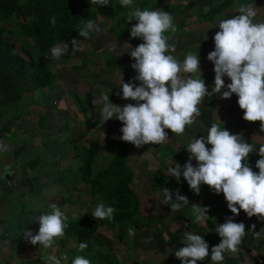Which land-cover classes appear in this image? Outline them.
Instances as JSON below:
<instances>
[{"label": "rangeland", "instance_id": "obj_1", "mask_svg": "<svg viewBox=\"0 0 264 264\" xmlns=\"http://www.w3.org/2000/svg\"><path fill=\"white\" fill-rule=\"evenodd\" d=\"M114 1L110 0L109 4ZM152 1L155 3L158 0ZM187 1L163 0L164 5H162L161 9L170 12L174 16L177 12L179 14L182 12L180 10L181 6ZM218 1L222 0H195L191 8L183 11L181 16H176L174 24L178 20H182L184 25L179 31L180 33L176 32L175 35L170 37L168 42L175 45L178 40L184 45L192 44V46H195L196 43L194 44L193 38H202L210 31V28H207L210 23L208 20L195 21L196 13L202 9H207ZM247 1L237 0L235 7L237 5H246L248 4ZM234 3L235 0L232 6ZM230 9V6L227 7V10ZM15 19V15H1L0 26L4 27L6 33H10L13 38L12 41L17 45V50L24 54L21 49L23 40L19 41L16 36L18 27ZM192 21L194 22V24L192 23L193 26H189ZM115 23L117 22L115 21ZM103 25L104 23H99V27L103 31L77 43L83 48L82 51H74L72 44L68 43V53L62 56L59 61L51 59L50 52L41 53L35 50L34 45H31V40L27 41L24 38L26 41L25 49H27L28 54L33 59L32 67L41 69L45 73H53L55 84L52 88L38 89L32 95L11 106L0 107V126L7 118L19 113L25 114L12 125L9 137L0 140V143L7 146L6 151H0V182H5L2 176L8 171L12 174V178L9 181L15 180L16 176L19 178L17 169L29 159L37 158V165L42 164L43 166L45 163L48 166L40 171V179L34 183V188H40L39 191L37 190L38 192L34 190L27 191L26 186L23 188L15 187L16 191H11L13 193L0 189V199L2 200L0 202V232L3 231L6 225L9 227L11 225L18 226L19 228L21 227L20 225H23L24 228L32 230L35 234L39 229V223L33 219L38 216L25 215L20 220L19 213L38 208L39 206L42 207L43 212H50V205L52 203L55 204L54 201L62 197H68L69 199V202L60 205L61 210L65 211L68 218H77L92 211L96 206L95 202H90L91 197L85 184L78 187H62L63 180L57 177L56 173L50 168V162L54 157L60 155V166L70 163L73 165L72 169H75V166H78L79 163V154H82L76 144L87 143L91 138H98L101 143V149L92 163V169L96 172L107 166L112 155L117 150L118 144L125 142L119 139L122 135L120 132V128L123 126L122 122L113 118L101 125L99 118L101 105H94L93 100L98 99L102 93H108L111 102L115 104L135 103L122 98L121 84L119 83L122 78L127 83L137 74L131 67L135 61L130 56L129 43L116 38V35L109 31L107 26L104 28ZM185 49L182 52L186 56L191 48L189 50ZM177 51L176 47L175 53L171 54L179 59L183 55L178 54ZM46 55L48 56L46 57ZM89 56L91 59L82 67L72 68V66L80 65L81 60ZM134 83L138 84L139 81H134ZM31 102L35 103V107H40H37L40 113L35 110L32 111ZM73 108L75 110L78 109V111L75 113ZM59 111H61L60 115L57 114ZM28 112H30L29 115L26 114ZM62 122H66L68 130L60 129ZM188 127H186L185 133L179 136L170 134L169 129H166L169 137L168 143L166 141L164 144L171 145V151L173 148L175 155L172 154L173 151H165V148H162V150L156 144H147L141 148H136L130 142H125L130 149L128 163L131 165L134 174L131 186L134 188L140 202V211L145 213L153 212L157 224L148 230L134 231V235H130L127 232L123 236L119 230L106 228L102 220H100L101 225L95 234V238L106 240L123 264H181L179 259L177 261L174 259V252L179 249L178 247L166 246L162 252L158 250L167 238L165 233L160 231V228L167 229V231L171 230L172 232L179 229L201 232L204 226H209L208 224H212L215 229L221 223L215 222V218L221 219L222 214L220 210L213 207V203L216 202L221 206H227L223 193H221L223 200L220 197L215 198L216 193L207 185L202 184L199 194L190 192V200L201 203L202 206L208 208V220L206 222L197 221L192 213L187 214L185 209L182 208L180 212L183 214L184 220L175 221L176 215L170 210V205L160 203L163 199V191H156L153 187L152 176L159 164L170 165L175 161L183 166L187 162L189 153L186 150V145L191 141V138H187L189 135ZM72 138H75V147H72V143L68 141V139ZM20 145L24 146V148L14 158L13 150ZM180 159L184 160V164H182ZM192 162L195 165V159ZM66 171L69 172L68 170ZM33 174L36 173L32 172ZM50 183H54V185ZM21 191H24L22 195H20ZM7 210H10V213ZM229 212L230 215H233L230 210ZM7 214H9L7 216L9 218L4 220V216ZM238 217L248 219V224L243 222L246 231L252 232V224H255L259 230L264 227V221L257 219L256 216L248 218L243 210L240 211ZM187 220H192L197 225L195 227L192 225L186 226ZM31 226L34 228H29ZM23 231L20 233L14 232L12 237L7 238L12 240L13 244L0 252L1 258L8 256L10 262L7 264H46L44 258L50 254H55L57 257L69 254L67 264H71L73 257L81 252L79 245L74 240L70 239L72 241H69L67 238L57 239L54 245L48 249L40 247L39 244L32 245L23 238ZM263 235L264 232L261 234L262 241L243 237L242 243L239 245L240 250L237 253L226 252L222 264H248L249 256L255 257L258 264H264V254H262L264 244L259 247V243L264 242ZM61 241L65 246L60 247L62 245ZM244 246H250L251 250L248 251ZM258 247L259 250L254 251ZM255 253L259 260L256 258ZM231 257H233L235 263ZM239 257L244 259L242 260ZM1 258L0 264H6L4 260V262L1 261ZM204 261L212 264L210 256Z\"/></svg>", "mask_w": 264, "mask_h": 264}, {"label": "clouds", "instance_id": "obj_2", "mask_svg": "<svg viewBox=\"0 0 264 264\" xmlns=\"http://www.w3.org/2000/svg\"><path fill=\"white\" fill-rule=\"evenodd\" d=\"M109 2L90 0L91 5L98 6H107ZM133 3L134 0H120V5L125 8H132ZM257 15L256 6L246 4L238 8V14L219 20V31L213 36L214 50L207 55V59L214 64L215 73L214 86L210 92L201 75L199 55L188 52L181 62L171 54L175 53L176 46L168 42L170 36L165 33L176 31L173 15L162 9L141 10L135 7L129 11L126 22L133 19L137 21L131 26L130 37L141 38L143 42L135 48L129 44L130 56L135 61L131 67L137 74L129 82H124L122 78L119 83L122 98L135 103L115 104L108 93H102L93 100L94 105H101L100 124L115 118L123 125L119 137L122 141L130 142L136 148L147 144L160 146L168 140L166 129L179 136L185 133L187 126L195 123L200 115L199 105L206 96L218 94L222 99H229L236 94L237 103L244 110L243 119L260 121V130L264 132V22H254ZM50 23L55 26V16L50 18ZM81 25L76 30L83 38H89L90 33L103 31L93 20L81 21ZM71 44L74 51L83 50L75 38ZM68 49V43H57L50 49V58L59 61L68 53ZM184 73L200 75L185 77ZM225 76L230 79V83L225 84ZM225 88L227 90H223ZM6 150L7 146L0 143V151ZM186 150L189 153L187 162L181 166L174 161V165L168 168L169 175L178 182L183 176L196 194L200 193L202 184L216 194L223 193L233 215L216 226L215 232L220 242L210 250L203 235L186 232L181 241L184 246L176 249L174 254L181 264H198V261L209 256L212 264H222L224 254L237 253L246 235L245 224L236 222L234 217L243 210L248 218L256 216L264 221V144L258 149L260 159L255 165L258 172L248 163L250 153L256 151L253 144L246 142L242 133H231L215 122L208 129L206 137H193L187 143ZM160 203L170 205L171 211L178 212L189 200L180 194L179 189L173 199L172 190L165 187ZM50 208V212H41L33 219L39 223L35 234L26 228L22 232L27 242L39 244L44 249L51 248L57 239L63 238L65 229L69 227L65 211L56 204H51ZM115 211L114 207L101 202L91 215L94 219L111 220ZM207 213L206 206L192 204V214L197 221L206 222L209 218ZM255 227V224L251 225V229ZM128 231L134 235L131 226ZM262 232L264 227L260 231H253L256 238ZM86 247V243L79 245L81 251ZM44 259L46 264H67L68 256L50 254ZM71 264H91V261L78 255Z\"/></svg>", "mask_w": 264, "mask_h": 264}, {"label": "trees", "instance_id": "obj_3", "mask_svg": "<svg viewBox=\"0 0 264 264\" xmlns=\"http://www.w3.org/2000/svg\"><path fill=\"white\" fill-rule=\"evenodd\" d=\"M233 2L234 0L218 1L207 9H202L197 12L195 20L197 22L205 20L211 21L215 19L218 14L226 10L227 7L231 6ZM194 3L195 0H188L180 10L183 12L191 8ZM162 5H164L163 0H158L155 3L152 0H134L132 8L122 7L120 5V0H115L107 6H93L90 0H0V16L15 15L18 27L16 36L19 41L21 39L23 40L21 42V49L24 53L22 54L17 50V45L12 41L13 38L10 33H6L4 27L0 26V107L11 106L32 95L38 89L52 88L55 84V76L53 73H45L41 69L32 67L33 59L28 54L27 49H25V39L27 41L31 40V45H34L35 50L41 53H48L51 47L57 43H71L74 38L78 43L94 36L96 32L90 33L89 38H83L79 36L76 30L78 26H82L81 21L93 20L98 25L101 22L104 23L103 27L105 28V26H107L108 30L116 35V38L128 42L132 48H135L138 44L142 43L143 40L141 38L135 39L130 37L129 32L131 26L137 21L133 19L131 22H126V14L135 7H140L141 10L145 8L156 10L161 9ZM182 12L180 14L177 12L173 16L174 20L177 15L181 16ZM53 16L56 17L55 26L50 23V18ZM115 21L117 23H115ZM174 26L176 31L172 32L169 30L165 35L169 37L179 32L183 28L182 20H178ZM89 59H91L90 56L82 59L80 65L72 66V68L82 67ZM23 115L25 114H16L13 117L7 118L2 123L0 126V140L9 137L12 125ZM67 128L68 125L66 122H62L60 129H65L64 131H66L68 130ZM68 141L72 143V147L77 145L79 148L78 150H81L82 154H79V163L78 166H75V169H72L73 165L70 163H66L65 166H60V155L54 157L50 162V168L56 173L57 177L63 180L61 184L62 187H78L85 184L88 187V193L91 197L90 202L93 201L96 205L103 202L108 206L114 207L116 211L113 218L111 220H102V223L108 229L119 230L123 236L129 232V226H131L134 231H143L157 224L153 212L145 213L140 211V202L134 188L131 186L134 174L131 165L128 163L130 149L125 142H120L118 144L117 150L112 155L106 167L94 172L92 163L101 149L100 140L98 138H91L87 143H79L76 145L75 138L68 139ZM159 147L161 149L165 148V151H173V148L171 151V145L168 146L163 143ZM208 147H211V145H208ZM23 148L24 146L20 145L13 150L14 158L17 157L18 153H20ZM172 154L175 155V152L173 151ZM258 159H260V157L248 160L250 166L257 172L259 169L256 168L255 165ZM37 160V158H32L19 166L17 169L19 178L16 176L17 179H13L15 186L20 188L26 186L27 191L40 190V188H34V183L40 179V171L48 165L45 163L43 166L42 164L37 165ZM180 160L182 164H184V160ZM173 165L174 163L170 165L161 163L157 166L152 176L153 187L156 191H163L165 187L172 190L173 199H175L176 190L179 189L180 194L187 196L189 200V203L183 208L187 214L192 213V204H199L201 206L202 204L190 200V192L193 191L190 189L183 176H181L178 182L175 177L169 175L168 168ZM32 172L36 174L32 175ZM68 173H70V175H68ZM23 192L24 191H21L20 195H22ZM216 197H220V194H215V198ZM67 202H69L68 197H62L54 201L58 207H61L60 205ZM213 207L220 210L222 214L221 219L215 218V222H222L226 220V217L232 216L229 214L228 207L225 205L221 206L214 202ZM43 211L42 207L39 206L35 209L20 212L19 218L25 215H30L32 217H34L33 215L38 216ZM91 212L92 211H89L77 218L71 217V219L69 217L67 220L69 227L65 229L64 237L60 239L67 238L69 241L74 240L78 245L86 243L87 247L76 256L79 255L89 259L91 264H123L106 240L95 238V234L101 223L100 220L92 217ZM174 213L176 215L175 221L184 220V216L180 211ZM234 219L236 222H248V220L241 219L238 216H235ZM187 225L195 227L197 224L192 220H187L186 226ZM11 228L12 226L8 230L0 232V242L5 240L9 233H12ZM29 228L34 227L31 226ZM24 229L25 228L22 226L17 232H21ZM15 230L16 229H14V231ZM160 231L164 232L167 236L163 245L158 248L161 252L165 250L166 246H175V248L183 247L184 244L181 241L186 232L203 235L204 239L209 243V250L212 246L220 242V237L215 232L213 226H204L201 232L187 231L185 229L172 232L171 230L167 231V229L163 228H160ZM253 231H259V229L255 227ZM253 231H246L245 236L260 241L262 236L256 238ZM61 243L62 245H60V247L65 246L62 241ZM262 244H264V242L259 243V247H261ZM33 254L35 255V253ZM262 254H264V251ZM68 255L69 254H67V256ZM75 257H73V259ZM174 259L175 261L178 260L175 256ZM5 262L8 263V260Z\"/></svg>", "mask_w": 264, "mask_h": 264}, {"label": "crops", "instance_id": "obj_4", "mask_svg": "<svg viewBox=\"0 0 264 264\" xmlns=\"http://www.w3.org/2000/svg\"><path fill=\"white\" fill-rule=\"evenodd\" d=\"M236 1L237 0H235V3L233 6L232 5L230 6L231 7L230 10H227V9L224 10L223 12L218 14L217 17H215V19L209 21L210 23L207 25V28H210V31L207 33V35H205L202 38H196L193 36L194 37L193 38L194 44L196 43L195 46H192V44H185L186 45V47H185V45L182 44V42H180L178 40L175 43L177 50H178L177 51L178 54L183 55V56L179 57L180 61H183L185 58V55L182 52L183 49L186 50L185 48H187V50H189L191 48L190 52H192L193 54L199 55L201 75H202V78L205 80V83H206L208 90L210 92L212 90V87L214 86L215 73H214V64H213V62H211L207 59V55L210 51L214 50L213 36L215 35V33L217 31H219V28H218L219 20L230 18L231 16L238 14V8L240 6L237 5L235 7V5L237 4ZM247 2H248V4H252V5L256 6V8L258 10V15L254 18V22H257V23L264 22V0H248ZM192 23L194 24V22L192 21L191 24H189V26H191V25L193 26ZM172 35H175V34H172ZM172 35L170 37H172ZM170 37H169V39H170ZM181 44L184 46H182ZM183 75L185 77H188L190 75L191 76H197V75H200V73H195V74L184 73ZM224 79H225V84L231 82L230 79L226 76L224 77ZM223 90H227V89L225 88ZM33 101H35V100H33ZM237 101H238V97L236 96V94H233L231 96V98H229V99H222L218 94H215V95L210 96V97L206 96L204 101L199 105L200 115L196 118L194 125L193 126L191 125L188 127L189 135L187 136V138L189 137L192 139L193 137H199L201 135L206 137L208 134V129L211 127L212 123L215 122V123L220 124L221 127H225L231 133H242L243 139L246 142L253 144L254 149L256 151H254L253 153H250L248 160L255 158V157H260L259 153H258V149H259L261 144H264V132H262L260 130V123L261 122L260 121L249 122V121L244 120L243 119L244 110L240 109ZM37 107L40 108L39 106H37ZM37 107H35L34 102H31L32 111L35 110V111H38V113H40ZM73 110L75 113L78 111V109L75 110L74 108H73ZM29 114L30 113H28L27 115H29ZM57 114L60 115L61 111H59ZM19 130H20V128H19ZM169 132H171L170 129H169ZM170 134L177 136L175 133H172V132ZM166 143H168V141ZM2 178L5 180V182L4 183L0 182V189L8 190L9 193L11 191L15 190V187H17V186L14 185L15 184L13 182L14 180H12V181L6 180L3 176H2ZM50 184L54 185V183H50ZM11 193H13V192H11ZM221 196H222V194L220 193V198H221V200H223V198ZM1 201L2 200L0 199V202ZM8 212L10 213V210ZM8 215L9 214L4 216L5 217L4 220H8V218H9V217H7ZM21 218H20V220H21ZM245 220H248V219H245ZM223 221H225V220H223ZM248 223H249V221L246 224H248ZM208 225L212 226V224H208ZM11 226H12V228H11L12 233H9L7 238L12 237L14 232H17V230L22 228L23 225H20L21 226L20 228L18 226H13V225H11ZM10 227L8 225H6L3 228V231L8 230ZM13 228L16 230L14 231ZM257 229H259V228H257ZM252 231H253V229H252ZM247 232H251V231H247ZM18 233H20V232H18ZM244 237L251 239L249 236H244ZM7 238L0 242V252L9 248L10 245L13 244L12 240H8ZM253 240H255V239H253ZM244 248L247 249L248 251L251 250L250 246L249 247L244 246ZM1 249H3V250H1ZM255 250L258 251L259 247L257 249H254V251ZM255 256L259 260L256 253H255ZM1 259H2L1 261H3V260L7 261L8 260V262H10V260L8 259V256H6V258L4 256ZM231 259L233 260V257H231ZM240 259L243 260L244 258L242 257ZM248 261H249L248 264H258V261L255 260V257L249 256ZM233 262H234V260H233ZM6 264H7V262H6ZM198 264H210V263L203 260V261H198Z\"/></svg>", "mask_w": 264, "mask_h": 264}, {"label": "water", "instance_id": "obj_5", "mask_svg": "<svg viewBox=\"0 0 264 264\" xmlns=\"http://www.w3.org/2000/svg\"><path fill=\"white\" fill-rule=\"evenodd\" d=\"M3 177L6 179V180H10L12 178V174H10V171H8L7 173H5L3 175Z\"/></svg>", "mask_w": 264, "mask_h": 264}]
</instances>
